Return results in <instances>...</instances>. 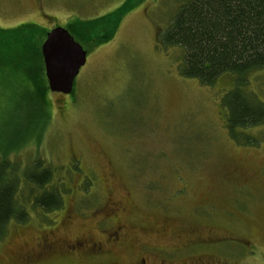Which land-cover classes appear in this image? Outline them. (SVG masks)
<instances>
[{
  "label": "rangeland",
  "instance_id": "374dc122",
  "mask_svg": "<svg viewBox=\"0 0 264 264\" xmlns=\"http://www.w3.org/2000/svg\"><path fill=\"white\" fill-rule=\"evenodd\" d=\"M190 1L0 0V166L8 157L20 182L35 164L52 170L47 189L63 200L59 211L28 206L27 222L9 223L0 264H126L154 248L183 256L199 239L218 243L198 250L213 256L206 264H264V126L244 131L256 145L235 143L220 106L234 77L213 87L184 77V51L159 38ZM30 24L64 28L87 51L74 94L52 93L48 82L45 92L41 75L24 72L15 53L25 57L31 45L12 31ZM248 79L264 103V69ZM102 209L127 210L154 229L142 236L126 223L122 246L100 260L65 251L76 239L96 241ZM47 239L56 254L24 262Z\"/></svg>",
  "mask_w": 264,
  "mask_h": 264
},
{
  "label": "trees",
  "instance_id": "16d2710c",
  "mask_svg": "<svg viewBox=\"0 0 264 264\" xmlns=\"http://www.w3.org/2000/svg\"><path fill=\"white\" fill-rule=\"evenodd\" d=\"M84 28L82 33L87 37L89 30ZM48 32L32 24L12 31L31 45L25 57L21 53L15 54L27 60L24 72L31 80L33 76H42L41 87L45 92L49 90L41 48ZM39 33H44L45 38L39 39ZM159 38L165 45L184 51V77L208 87L216 86L224 75L234 77V86L225 91L220 100L225 125L235 143L256 145L258 141L244 131L264 126V103L248 88V77L264 69V0H191L181 7ZM47 105L44 100L42 110H46ZM7 161L8 157L3 155L0 166V240L10 222L28 221V206L46 213L63 207L59 190L47 189L53 179L52 170H38L40 166L35 164L33 172L23 173L20 182L16 170L6 169Z\"/></svg>",
  "mask_w": 264,
  "mask_h": 264
},
{
  "label": "flooded vegetation",
  "instance_id": "af4514ba",
  "mask_svg": "<svg viewBox=\"0 0 264 264\" xmlns=\"http://www.w3.org/2000/svg\"><path fill=\"white\" fill-rule=\"evenodd\" d=\"M81 72V71H80ZM79 162L78 159H76ZM106 209V208H105ZM98 218L101 219L97 224L98 238L96 241L94 240H74L71 243H67L64 246V250L70 253L71 255L84 254L91 260H100L104 258L108 254V248H116L118 246H122V238L129 229L126 227V223L131 222V230L134 229L138 234L142 236H147L154 229L151 221L145 222L142 218H129V214L127 210L118 209L116 211L109 210V213L102 209L100 212L96 213ZM141 219V220H140ZM164 227V226H163ZM164 231V229H163ZM206 240L199 239L194 244H189L186 246V251L183 256H179L181 250L172 249L169 252L159 251V249L154 248L153 250H148L144 252L143 257L136 258L131 263L126 264H150L153 258L163 259L170 264L174 262L182 264H206L204 261L206 259H213L212 255H209V252H198L200 248L204 249V247L214 248L217 247L218 243L215 240H211L213 243H206ZM159 251V254H158ZM206 253V254H205ZM54 252L53 243H50V240L42 245V252L39 256H28L24 258V262L32 263L38 262L39 259L46 257L48 259ZM208 264H216L210 263Z\"/></svg>",
  "mask_w": 264,
  "mask_h": 264
},
{
  "label": "water",
  "instance_id": "95a60500",
  "mask_svg": "<svg viewBox=\"0 0 264 264\" xmlns=\"http://www.w3.org/2000/svg\"><path fill=\"white\" fill-rule=\"evenodd\" d=\"M41 49L49 90L55 94L71 95L75 80L87 63V51L68 30L61 27L48 32Z\"/></svg>",
  "mask_w": 264,
  "mask_h": 264
}]
</instances>
